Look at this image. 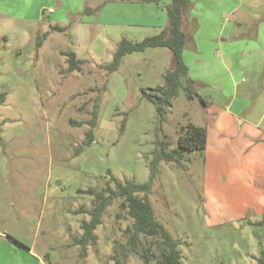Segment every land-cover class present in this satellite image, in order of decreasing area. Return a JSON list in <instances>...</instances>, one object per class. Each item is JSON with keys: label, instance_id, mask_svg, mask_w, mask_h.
Here are the masks:
<instances>
[{"label": "rangeland", "instance_id": "374dc122", "mask_svg": "<svg viewBox=\"0 0 264 264\" xmlns=\"http://www.w3.org/2000/svg\"><path fill=\"white\" fill-rule=\"evenodd\" d=\"M10 2L14 7L0 0V92L7 93L0 104V264H157L159 237L141 235L137 251L130 249L133 219L120 199L107 207L95 230L98 240L83 256L76 239L90 220L93 195L79 190L114 185L109 171L121 181L146 182L157 134L169 149L177 147L180 126L205 120L207 100L223 114L234 99V112L252 84L251 107L242 113L251 116L254 99L264 93V0H193L183 56L198 96L187 98L181 86L160 132L155 105L141 89L164 83L173 53L151 47L125 55L115 72L102 67L121 38L155 34L132 26L139 1ZM66 51L84 60L81 71H68ZM98 96L97 125L87 144L86 122ZM254 111L260 117L264 106ZM185 156L184 168L159 163L149 196L156 218L179 241L184 264H242L249 233L258 237L264 228L242 235L236 223H213L221 207L206 192L203 156L198 150Z\"/></svg>", "mask_w": 264, "mask_h": 264}, {"label": "trees", "instance_id": "16d2710c", "mask_svg": "<svg viewBox=\"0 0 264 264\" xmlns=\"http://www.w3.org/2000/svg\"><path fill=\"white\" fill-rule=\"evenodd\" d=\"M144 3H160L162 0H136ZM193 5V0H171V4L167 6L168 24L159 33L146 36L142 40L133 41L126 37L120 39L113 53L112 61L103 64L102 67L110 74L120 67L123 57L134 52H143L148 48L165 47L174 55L175 65L164 74V83L156 88H142V97L146 98L155 105L159 118L161 131L162 125L167 119V110L172 107V101L177 96L179 88L183 86L186 97L189 99L198 96L195 89V81L188 76V66L185 62L183 53L186 49L193 26L186 25L187 13ZM53 30L64 31L66 27L52 26ZM191 41V40H190ZM41 40L38 41V46ZM66 61L68 71H81L83 59L78 58L76 52L66 51ZM185 81V83H183ZM7 93L0 92V104L6 101ZM101 97L98 96L93 105L91 118L86 122L90 127L86 133V143L93 142L94 129L97 125L99 116V103ZM200 99L205 103V99ZM127 118L124 117L122 130L125 128ZM156 147L152 151V158L149 161V178L144 183H137L134 179H126L121 181L111 171H109L110 179L114 185L107 183L101 190L88 188L80 189V192H86L93 195L92 208L87 210L90 220L82 222V235L76 239L81 245V254L86 256L87 246L96 243L98 236L95 233L96 228L102 224L103 216L107 207L116 199H120V207L127 210L128 215L133 219V223L128 227L130 236L128 244L132 251H137L141 243V235L150 237H159L161 247L157 257V264H184L179 249V241L176 240L171 233L165 228L155 216L154 208L150 202V193L152 191L154 180L159 173V163L174 162L178 167L184 168L186 161L185 154L192 151H203L207 146V128L194 122H188L180 126L178 130L177 147L169 149L171 143L163 140L159 133L155 140ZM14 242L19 243L17 240ZM127 249V246H123ZM151 250L148 248V251ZM126 255V253H124Z\"/></svg>", "mask_w": 264, "mask_h": 264}, {"label": "crops", "instance_id": "0c3cea01", "mask_svg": "<svg viewBox=\"0 0 264 264\" xmlns=\"http://www.w3.org/2000/svg\"><path fill=\"white\" fill-rule=\"evenodd\" d=\"M6 1L9 8L14 7L10 0ZM137 3L136 10L130 13L134 20L132 26H139L141 32L152 30L155 34L167 26L166 8L171 0H162L158 4ZM236 9L237 6L231 12ZM254 91L252 84L244 90V97L234 112V99L223 114L214 109V101L207 100L204 104L206 118L203 123H196L207 128V146L200 151L206 192L211 193L222 211L213 212L212 221L215 224L236 223L242 235L254 227L264 228V112L260 117H253V110L258 105L264 106L263 92L254 99L251 116H242L244 110L246 113L251 107ZM248 241L251 244L242 252V264H264V230L258 232V237L249 233Z\"/></svg>", "mask_w": 264, "mask_h": 264}, {"label": "built area", "instance_id": "2783aa9c", "mask_svg": "<svg viewBox=\"0 0 264 264\" xmlns=\"http://www.w3.org/2000/svg\"><path fill=\"white\" fill-rule=\"evenodd\" d=\"M49 11H50V12H52V11H53V9H50Z\"/></svg>", "mask_w": 264, "mask_h": 264}]
</instances>
